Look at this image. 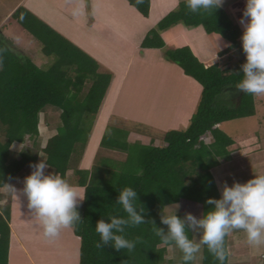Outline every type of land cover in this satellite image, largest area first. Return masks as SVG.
<instances>
[{
	"label": "trees",
	"instance_id": "16d2710c",
	"mask_svg": "<svg viewBox=\"0 0 264 264\" xmlns=\"http://www.w3.org/2000/svg\"><path fill=\"white\" fill-rule=\"evenodd\" d=\"M128 1L144 16H149L151 0ZM12 17L39 40L46 54L55 55L56 60L50 67L42 68L0 29V60L3 61L0 69V264L10 262L12 238V205L1 203L5 197L1 190L29 171L42 155L48 170L60 174L72 185L85 187V199L78 208L83 222L72 227L81 239L80 264H167V246L174 242L160 247L161 238L153 230L154 227L163 229L167 235L168 228L161 222L162 215H167L165 207L180 203L186 214L191 213L197 219L214 207L205 202L209 197L218 199L221 195L211 171L212 161L229 155L228 148L234 142L218 124L256 113L255 95L236 92V85L243 79L241 65L246 60L241 42L243 29L223 6L210 14L193 13L187 8L186 0H179L178 8L168 12L148 31L141 46L164 48L163 31L183 22L189 26L203 25L208 33H219L228 39L231 44L221 53L230 52L229 57L224 63L207 66L189 45L168 49L167 60L179 64L203 86L189 126L151 130L152 133L140 129L141 134H150L148 144L143 145L139 140L129 141L131 130L109 122L100 147L124 152V160L111 164L112 156L100 152L96 164L87 169L77 167V163L94 126L89 124L90 117L99 112L113 75L99 71L100 64L95 57L26 5H19ZM47 107L60 111V123L57 132L43 144L39 125ZM156 133L164 134L163 145L155 144L152 137ZM206 135H210V143L205 141ZM15 143H26V146L16 152L12 148ZM75 165V178L68 179L70 168ZM126 186L136 190V203L146 209L144 215L148 222L126 227L123 235L129 240L140 237V242L131 252L117 251L111 242L97 248L100 242L95 229L97 221L101 218L107 221L110 216L127 218L116 202L120 190ZM8 198L11 201L9 195ZM176 214L182 218L180 213ZM186 232L195 242L192 228L186 226ZM224 248L227 253L224 264H247L230 262L229 235L225 237ZM182 256L180 251L179 259L184 264ZM188 264H193V260ZM202 264H220L207 245H203Z\"/></svg>",
	"mask_w": 264,
	"mask_h": 264
},
{
	"label": "rangeland",
	"instance_id": "374dc122",
	"mask_svg": "<svg viewBox=\"0 0 264 264\" xmlns=\"http://www.w3.org/2000/svg\"><path fill=\"white\" fill-rule=\"evenodd\" d=\"M157 1H160L161 4V2H170L172 0ZM17 4L18 6L24 4L31 8L41 18H44L52 24L55 29L70 38L73 42L95 57L100 64L99 71L110 72L113 75L111 84L107 90V95H105V99L103 100L99 112L96 115L92 114V117H90L89 124L94 123L95 125L92 128L89 140L86 142L82 157L80 158L81 160L79 161V164L77 163V167L79 168H85L84 163L88 164L90 166L89 168H91L92 165H95L96 157L100 152H102L105 156L106 153H109V155L112 156L110 157L112 160L111 164L114 163L115 160L119 162L124 160V152H114V150L108 151V149L105 148V150H103L100 145L97 146V143L95 142L96 135L100 132L96 123L98 122V124L102 127L108 113L110 114L109 119L111 118V124H116V126L119 125V127L123 126L127 131L130 132L131 130L136 134L140 133V129L147 133H152L150 125H148L149 127H144V125L138 120L140 117L146 122L149 114L145 115L143 111L144 109L140 108H138L140 112L138 109V112L135 111L138 104L143 101V91L139 92V94H136V92L133 91L131 95L130 92H128L126 96V82H129L134 69H138L139 72L142 71L145 74H142L141 77L146 79V85L147 83L149 84L150 81L155 82V78L159 77L157 72L162 70V64H173V62L167 60L166 58L167 50L188 45L186 44L188 40L191 41L190 43L194 47H197L200 42L199 40H202L203 32H205L202 29V26H188L189 29L192 28L191 30H201L200 34L192 33L193 35L191 36L190 33H188L183 35L179 31V28L180 26L185 25V23L179 22L163 31L162 35L166 42V46L164 48H155V51L153 49L147 50L141 46L143 41L142 38L144 39L148 31L155 26L151 25L150 21H147L148 19H146V16L144 17V15L140 13L136 7L132 6L128 0H0V29L15 41V45H17L20 50H24L23 52H26V54L33 57L34 60H36V62L45 69L50 67V65L56 60V56L46 54L43 51V47L39 40L23 28L12 17V13L17 8H15L12 12L10 11ZM125 7L126 9H122ZM176 8H178V2L173 9ZM241 14L243 16V13ZM156 16L158 17L157 12ZM232 17H234L237 22L240 20L236 19V14L233 13V11ZM217 36H219V38H223L221 35ZM209 38V42L214 43L217 48L225 49L224 46L219 44V39L216 38L213 33L209 34ZM195 55L198 56L197 54ZM178 66L181 68L179 64ZM185 82L186 81L184 80H180L178 84H174L176 85L175 91L177 95L180 94L177 85ZM200 85L201 84L194 79V92L197 94ZM156 88H158V86L150 88V93H155ZM169 88H171V86H167V88L164 89L165 96V91L166 89L169 90ZM87 89L88 88H86V90ZM156 94H158L159 98L160 93L156 92ZM110 96L113 98L111 101L109 100ZM260 96H258L259 99L263 100L255 102V104L259 106L257 110L259 113L257 117L255 116L256 119L254 120H262L264 127V95ZM118 97L120 98L119 101L116 100ZM128 97L132 101L135 109L131 107V104L126 102V98L128 99ZM47 108V112L42 114L43 119L40 124L42 138H44L45 134L49 131H56L58 124L60 123V111L55 107ZM122 114L125 115L126 118L132 116V119H126V121H123ZM101 115H103L104 120L100 118ZM152 115L153 118L154 112ZM134 118H136V120ZM254 120H250L248 124L256 128ZM189 124L190 121L187 122L186 128ZM228 124L230 125L231 123ZM236 124L238 132L241 131L242 127H246V124H243L241 121H238ZM182 127L183 126L179 128ZM230 128L235 129V126L231 125ZM223 129L225 131L227 129L228 131L234 133V131L229 130L227 125L224 126ZM242 131L246 133L248 130L244 129ZM147 133H144L141 136L136 135L135 137H130L129 133L128 139L131 142L139 140V142L143 145L148 144L146 140L150 138V134L148 135ZM162 135L164 134L156 133L155 137H152L154 138L155 144L157 143L159 145H163ZM24 146H26V143H15L12 148L17 152ZM100 158L104 159L103 156ZM100 158L98 159L99 163ZM209 158L211 159V157ZM219 161L220 157H217L216 160L214 159L212 161V163L215 165L218 164ZM119 162L116 166H119ZM75 167L76 165L70 168L68 179L74 178L73 176L75 175L73 171L75 170ZM29 171L31 173V166L29 167ZM29 171H24V174H22L18 180L12 182L11 185L15 188V192H12L7 186L1 190V194H4L5 196L1 203L5 206L6 204L11 203V211H15V219L10 221L15 230V237L23 239L27 245L26 249L29 251L36 264H80V255L77 250L78 242L72 227L62 229L60 235L56 238H47L43 235V227L35 218L32 210L29 209L28 198L23 191L24 179L29 175ZM46 171L49 173L53 172V170L48 169ZM220 173L222 172L220 171ZM244 178L246 177L240 175H229L227 176L226 182L229 186H231L234 181L241 183L246 182L243 180ZM221 184L223 186L224 183ZM74 186L78 187L81 191L84 190V188L79 187L78 185ZM7 194L9 195L11 201L9 200ZM176 205H179V209L176 213H180L182 218H184L186 213L182 210V205L180 203L167 205L165 207V213L170 214L171 212L176 211ZM192 231L195 233L197 239L201 238L202 229L192 228ZM159 246H165V244L161 243ZM31 247H33V249ZM201 255V253L195 255L193 264H202ZM12 258V264H22V256L18 253H14ZM179 258L180 251L175 244L167 246V252L165 253V259L168 260L167 264H183Z\"/></svg>",
	"mask_w": 264,
	"mask_h": 264
},
{
	"label": "clouds",
	"instance_id": "9594fccd",
	"mask_svg": "<svg viewBox=\"0 0 264 264\" xmlns=\"http://www.w3.org/2000/svg\"><path fill=\"white\" fill-rule=\"evenodd\" d=\"M223 3L224 0H186L187 8L193 13L202 11L210 14L222 7ZM239 23L243 27L241 42L246 60L241 65L243 79L236 85V92L264 95V0H246ZM2 67L3 61L0 60V69ZM205 141L210 143V135H206ZM31 167V173L24 179L23 191L27 195L29 209L43 227V235L56 238L62 229L82 223L78 208L85 199V193L60 174L47 172L49 165L43 159ZM6 186L15 192L11 184L7 183ZM137 201V192L132 187L126 186L120 190L116 202L127 213V218L110 216L107 221L103 218L98 220L95 226L100 236L97 248L111 242L117 251L134 250L141 238L129 240L123 233L126 227L148 222L144 215L146 209L143 205H137ZM205 202L214 207L202 218L197 219L191 213L181 218L176 214L179 209V205H176V211L161 217L162 224L168 228L167 235L163 229H153L163 244L174 242L183 253L184 264L195 259L201 245H207L220 264H224L227 257L224 240L233 231L246 233L249 245H264V173L255 174L244 183L234 181L231 186L224 182L220 198L209 197ZM151 222L154 224V221ZM186 226L202 229L199 243L189 239Z\"/></svg>",
	"mask_w": 264,
	"mask_h": 264
},
{
	"label": "crops",
	"instance_id": "0c3cea01",
	"mask_svg": "<svg viewBox=\"0 0 264 264\" xmlns=\"http://www.w3.org/2000/svg\"><path fill=\"white\" fill-rule=\"evenodd\" d=\"M177 2L179 4V0H172L170 2H161L157 0H151V6H150V14L149 16H146L147 21H150L151 25L155 26L160 19H162L168 12L173 10L174 6L177 5ZM246 0H224L223 7L227 9V11L232 15L233 13L236 14V19H241L243 10L245 8ZM18 4L10 11L12 12L15 8H17ZM116 6V5H115ZM133 6V5H132ZM128 7V6H127ZM131 8V6H130ZM122 9H126L122 8ZM132 9V8H131ZM124 11V10H121ZM120 11V12H121ZM240 11V12H239ZM156 12L158 14V17L156 16ZM145 17V16H144ZM234 18V17H233ZM235 19V18H234ZM239 22V21H238ZM237 22V23H238ZM240 27L243 29L240 23H238ZM189 25L186 26L182 25L180 26V32L184 34L190 33L192 36L195 33L200 34L201 30H191L192 28H188ZM202 26L203 32L202 34V40H199V44L197 47H194L188 40L186 44H188L195 54H197L198 58L205 63L207 66L211 65L215 62L223 63L227 60V58L230 55L229 53L223 54L221 53V50L217 48L214 43L209 42V34L205 30L203 25ZM201 29V28H198ZM193 33V34H192ZM216 38L219 39L218 42L225 48H227L231 42L224 38L219 33H213ZM223 38H219V36ZM143 40V38H142ZM165 40V39H164ZM201 43V44H200ZM141 48V47H140ZM147 50L155 48H145ZM167 61V60H166ZM173 62V61H171ZM164 65V66H163ZM181 67V66H180ZM144 71V70H143ZM160 71V70H159ZM157 72L159 77L155 78V82L150 81L149 84L146 83V79H143L142 74H144L142 71L139 72V70H135L132 73V77L130 76L129 82H126L125 88H126V96L128 92H130V95L134 92L136 94L141 91H143L142 95V102L138 104L137 108H134V105L132 101L126 98V102L131 104V107L135 109V111L138 112V108L144 109L145 115L149 114L148 120L145 122L142 120V118H138L139 122L142 124L150 125L151 130H169L172 128L179 129V127L183 126L182 129L186 128L187 122L191 120L192 114L199 102L201 91H202V84L200 85V88H198V94L194 92V78L184 72V69L181 67L179 68L178 64L173 62L162 64V70L160 72ZM179 72V73H178ZM145 75V74H144ZM178 78V79H177ZM180 80L186 81L183 84H179L178 90L180 92L179 95L176 93V85ZM177 81V82H176ZM142 83V84H141ZM111 84V83H110ZM141 84V85H139ZM110 86V85H109ZM158 86L156 88V92L160 93V97L158 98V94L156 92L150 93V88ZM167 86H171L169 90L166 89V96L164 95V89L167 88ZM109 88V87H108ZM130 89V91H129ZM113 94V93H112ZM107 95V92H106ZM111 95V94H110ZM157 96V97H156ZM262 97V96H260ZM158 98V99H157ZM255 102L256 101H262L263 99H259V97L254 96ZM105 99V98H104ZM113 98L112 96L109 97V100L111 101ZM108 100V101H109ZM116 100H120L118 97ZM131 102H129V101ZM136 106V105H135ZM258 107L256 105V114L238 118L236 120L232 119L226 122H223L219 126L223 127L227 125L229 130L234 131V133L227 131V133L233 138L234 142L229 146L230 154L225 157H220V161L218 164H215L212 166L211 171L213 172L217 183L219 185L220 191L222 188V184L226 182L227 176L229 175H240L245 176L244 181H247L248 179L252 178L255 174H262L264 173V127H263V121L262 120H254L256 119L259 111ZM138 109V110H137ZM142 111V112H143ZM140 112V110H139ZM154 112V117L152 118V114ZM123 115V114H122ZM134 116V115H133ZM256 116V117H255ZM110 114L108 113L106 115V120L103 122L102 127L96 123L97 128H99L100 132L98 135H96L95 142L97 143V146L100 145L102 136L105 132L107 124L110 122L111 118L109 119ZM125 119H132V116L129 118H126L125 115L122 116ZM255 117V118H254ZM100 118H103V115L100 116ZM168 118V120H167ZM43 119V118H42ZM41 119V120H42ZM136 120V118H134ZM137 120V121H138ZM234 120V122H233ZM250 120H254L256 124V128L249 125L248 122ZM241 121L243 124H246V127H242L241 131L238 132L237 128V122ZM228 123H231L230 125ZM41 124V121H40ZM95 125V124H94ZM235 126V129L230 128V126ZM100 126V127H99ZM40 132H41V126ZM168 127V128H166ZM101 128V129H100ZM247 129L248 131L245 133L242 130ZM237 131V132H236ZM57 132L52 130L45 134L43 138V144L46 143L47 139L54 135ZM241 132V133H240ZM141 136L142 134H136L133 131L130 133V137L133 136ZM146 142H148L146 140ZM45 160V156L42 155L40 160ZM84 167L90 169L88 164L84 163ZM220 171L222 173H220ZM74 173V171H73ZM75 178V177H74ZM81 187V186H79ZM82 192H85V187ZM15 219V211H12L11 220ZM11 230H12V238H11V247H10V262L9 264H12V256L15 253H18L22 256V264H36L34 259L32 258L29 251L26 249L27 245L23 241V239L19 237H15L14 235V228L13 225L10 222ZM74 231V230H73ZM75 233V232H74ZM194 234V240L196 243L200 242V238H196L195 233ZM202 234V233H201ZM20 236V235H19ZM78 242V252L80 255V245H81V239L78 235L75 236ZM33 249V247H31ZM229 251H230V262L231 263H247V264H264V245L260 246H252L249 245L246 238V233L241 231H233L229 234ZM203 254V245H201V249L197 254ZM80 259V257H79ZM194 261V260H193ZM201 261H202V255H201ZM38 264V263H37Z\"/></svg>",
	"mask_w": 264,
	"mask_h": 264
}]
</instances>
